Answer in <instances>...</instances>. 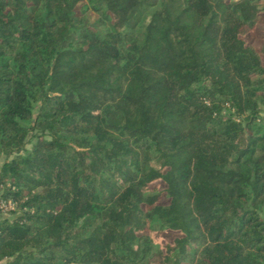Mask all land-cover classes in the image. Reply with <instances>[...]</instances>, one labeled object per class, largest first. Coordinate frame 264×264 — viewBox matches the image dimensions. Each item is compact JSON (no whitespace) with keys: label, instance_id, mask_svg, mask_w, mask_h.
Here are the masks:
<instances>
[{"label":"trees","instance_id":"trees-1","mask_svg":"<svg viewBox=\"0 0 264 264\" xmlns=\"http://www.w3.org/2000/svg\"><path fill=\"white\" fill-rule=\"evenodd\" d=\"M263 2L0 0V263L264 264Z\"/></svg>","mask_w":264,"mask_h":264},{"label":"rangeland","instance_id":"rangeland-1","mask_svg":"<svg viewBox=\"0 0 264 264\" xmlns=\"http://www.w3.org/2000/svg\"><path fill=\"white\" fill-rule=\"evenodd\" d=\"M263 5H264V2H263ZM88 16H89V19H90L91 22H95L98 19V15H96L93 12H89ZM247 40L250 43H252V45H254L256 48H258V49L261 48V46H262V44L264 42L263 41L264 40V15L261 17V20L259 22V27H258L257 31L254 34L249 35L247 37ZM263 59H264V57H263ZM261 116L264 119V112L261 114ZM31 146L32 145L29 144L27 146V148L28 149H31ZM4 160H5V157L4 156H1L0 157V167L3 164ZM0 214H2L4 218H6V217H12L14 215V211H12V212L11 211H8L6 213H3V212L0 211ZM172 238H173V236H171V235H169L167 237V239H169V240H171ZM0 264H8V262L7 261H3Z\"/></svg>","mask_w":264,"mask_h":264},{"label":"built area","instance_id":"built-area-1","mask_svg":"<svg viewBox=\"0 0 264 264\" xmlns=\"http://www.w3.org/2000/svg\"><path fill=\"white\" fill-rule=\"evenodd\" d=\"M16 210V204L12 200H3L0 198V211L3 213H6L8 211H15Z\"/></svg>","mask_w":264,"mask_h":264},{"label":"crops","instance_id":"crops-1","mask_svg":"<svg viewBox=\"0 0 264 264\" xmlns=\"http://www.w3.org/2000/svg\"><path fill=\"white\" fill-rule=\"evenodd\" d=\"M3 218H4V217H3V215H2V214H0V220H1V219H3Z\"/></svg>","mask_w":264,"mask_h":264}]
</instances>
